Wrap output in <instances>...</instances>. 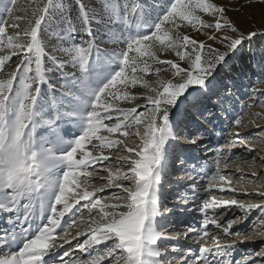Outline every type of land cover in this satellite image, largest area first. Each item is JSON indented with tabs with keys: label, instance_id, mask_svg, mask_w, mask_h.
<instances>
[{
	"label": "snow or ice",
	"instance_id": "1",
	"mask_svg": "<svg viewBox=\"0 0 264 264\" xmlns=\"http://www.w3.org/2000/svg\"><path fill=\"white\" fill-rule=\"evenodd\" d=\"M257 37L264 0H0V264H264V246L235 258L241 232L220 218L256 210L253 230L264 231V202L237 198L264 201V185L232 187L227 145L212 168L192 165V198L178 197L199 224L166 234L178 205L163 194L175 162L188 161L180 138L203 143L213 109L232 97L221 70ZM252 92L234 137L248 108L264 109V90Z\"/></svg>",
	"mask_w": 264,
	"mask_h": 264
},
{
	"label": "rangeland",
	"instance_id": "2",
	"mask_svg": "<svg viewBox=\"0 0 264 264\" xmlns=\"http://www.w3.org/2000/svg\"><path fill=\"white\" fill-rule=\"evenodd\" d=\"M249 48H251V52H249ZM262 53H264V37H257L250 45H246L245 51L240 56L231 61L229 68L221 70L218 79L227 81L232 92V97L224 104V107L228 110L221 111L219 108L213 109V111L216 113V118L213 119L211 124H204V127L207 128L208 131L204 133L205 138L202 144L198 143V145L195 146L189 145L183 139V137L180 138V144L183 145V147L176 148V152L177 154L186 155L188 157V161L183 168L181 167L180 162L176 161L175 167L170 169L172 174L168 177L169 183H166L163 189V194L165 197L164 202L169 207H172L173 205H178L177 209L185 207L183 202L180 201L178 197L187 194L189 199L192 198L193 194L186 188V185L189 183V181L187 180V176L196 175V172L191 171L192 165H203L205 171L212 168L215 155L214 149L218 146V144L227 145L224 153V159H226L228 156L234 157L230 162L228 169L230 178L232 179V187L236 188L238 192L246 189L248 192L252 193L259 185H264V166H262L260 163L256 164L257 166L253 167V169H258L260 171V173L258 174L260 176L259 181L256 184H253L251 181V177L248 175L253 169L251 170V168L248 167V163H245L243 161V159H246L248 157L246 154L249 155V153L245 150V148L242 149L243 144L247 142L255 149L254 154H264V133H258L257 129H255L248 136H244L243 134H241L242 131L244 132L246 130L254 129L256 125L264 124V119L256 120L254 124L248 123L249 120L253 119V117L249 115V113H264V109H262L260 106H253L248 108L244 113L245 124L247 126L239 129L240 137L237 138L230 134L233 131V129L230 127L232 117L239 115L244 105L253 104L255 93L252 92V89L257 88L260 90H264V63H262L261 61ZM252 57L258 58L255 59L253 64L250 63ZM247 68L248 71H243ZM261 99L262 101H264V97H262ZM253 136H258V138L254 139L252 138ZM245 137H248L246 141L244 140ZM238 140H241L243 144ZM240 148L242 151L237 152V150H240ZM237 162H240L241 166L238 165L240 167L237 166ZM237 169L245 174L243 178H241L239 172L237 173ZM196 171L199 172L201 171V169L197 167ZM197 179L201 182V186L200 188H198V191L201 195H203V186L206 178L197 177ZM172 183H174V187L170 189ZM260 190H264V188H261ZM218 195H220V197L224 199L232 198V194L230 193H218ZM238 199L242 200L245 205L249 203L258 204L264 202L256 196L239 197ZM187 208L188 211H182V213L184 212L182 216L174 217V214H167L168 219L165 221V230L168 232H166V234L176 236L177 233H182L188 225H196L200 223V214L195 210V204L190 203L189 205H187ZM236 211H238L236 217H234V214L223 212L221 213L220 218L223 219L226 216L227 218L236 220V223L233 225L232 231H239L241 232V235H234L230 237V239L240 241L239 239H245V237H247V240L249 242L248 245L244 249H242V246L238 244L234 251L235 258H241V256L245 255L250 249L256 251L261 250L264 244H256L255 239L261 237L264 238V231H261L258 225H256L255 230H253L254 226L252 225V220L260 216V213L258 211L253 210L249 214L248 219L243 218V213L239 209H236ZM245 221H248V224H244ZM239 225H242L240 229L237 228ZM245 229H248V231H245ZM210 231L212 233L216 232L215 230H212V227H210ZM179 242L181 244H191V241H184L182 237H180ZM208 243L209 245H211V240H209Z\"/></svg>",
	"mask_w": 264,
	"mask_h": 264
},
{
	"label": "bare ground",
	"instance_id": "3",
	"mask_svg": "<svg viewBox=\"0 0 264 264\" xmlns=\"http://www.w3.org/2000/svg\"><path fill=\"white\" fill-rule=\"evenodd\" d=\"M256 113V112H255ZM261 126H264V124H260ZM255 129H257L256 127L254 128V129H250V130H246V131H242L241 132V134H243L244 136H248L249 134H251V132L253 131V130H255ZM240 137V136H239ZM238 138V137H237ZM242 140V139H241ZM241 140L239 141V142H241ZM244 142V141H243ZM242 143V142H241ZM247 143V142H246ZM243 144V143H242ZM248 144V143H247ZM237 146V145H236ZM231 148V147H230ZM244 147H242V149H243ZM258 150H260V149H258ZM239 151H242L241 150V148H240V150H237V152H239ZM248 157L246 158V159H243V161L245 162V163H248V167H250L251 168V170L253 169V167L254 166H257L256 164H260V159H259V155L257 154H254V153H249V155L248 154H246ZM242 161V162H243ZM240 162H241V160H240ZM240 162H237V166L238 165H240ZM243 162V163H244ZM234 164H236V163H234ZM236 166V167H237ZM241 166V165H240ZM240 166H238V167H240ZM259 166V165H258ZM250 170V169H249ZM256 171H257V173L259 174L260 173V171L258 170V169H256ZM238 173V172H237ZM240 173V172H239ZM246 173V172H245ZM261 183V182H260ZM174 187V183H172V186H171V188L170 189H172ZM239 197H246V196H244L243 194H241V195H239L238 196V198ZM222 198V197H221ZM222 199H224V198H222ZM259 204V203H258ZM183 208H181V209H174V217H178V216H182V214L184 213H182V210ZM229 213V212H228ZM229 214H234V217H236L237 216V214H238V211H236V209H232V211L229 213ZM239 214H242V213H239ZM223 215V214H222ZM222 217V216H221ZM226 217V216H225ZM177 220H178V218H177ZM244 224H248V221H245V223ZM243 224V225H244ZM242 227V225H239L237 228L238 229H240ZM212 230H215L216 232H214L213 234H216L217 232H218V230L217 229H215L214 227H212ZM166 232H168V231H166ZM234 238V237H233ZM239 240H243L244 241V243L243 244H239L240 246H242V249H244L247 245H248V240L247 239H239ZM256 241V244H258V243H263L264 244V238H258V239H255ZM246 241V242H245ZM255 244V245H256ZM258 246H261V245H258ZM246 250V249H245ZM242 252H244V251H242Z\"/></svg>",
	"mask_w": 264,
	"mask_h": 264
},
{
	"label": "trees",
	"instance_id": "4",
	"mask_svg": "<svg viewBox=\"0 0 264 264\" xmlns=\"http://www.w3.org/2000/svg\"><path fill=\"white\" fill-rule=\"evenodd\" d=\"M255 59H258V58H256V57H252V60L250 61V63L253 64L254 61H255ZM243 71H248V68H247L246 70H243Z\"/></svg>",
	"mask_w": 264,
	"mask_h": 264
}]
</instances>
